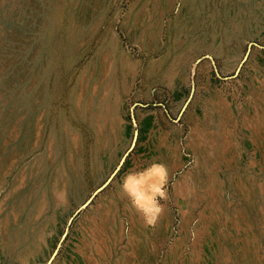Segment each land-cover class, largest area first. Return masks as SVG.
<instances>
[{
  "label": "rangeland",
  "instance_id": "rangeland-1",
  "mask_svg": "<svg viewBox=\"0 0 264 264\" xmlns=\"http://www.w3.org/2000/svg\"><path fill=\"white\" fill-rule=\"evenodd\" d=\"M0 264H264V0H0Z\"/></svg>",
  "mask_w": 264,
  "mask_h": 264
},
{
  "label": "clouds",
  "instance_id": "clouds-1",
  "mask_svg": "<svg viewBox=\"0 0 264 264\" xmlns=\"http://www.w3.org/2000/svg\"><path fill=\"white\" fill-rule=\"evenodd\" d=\"M168 180V168L153 161L147 166L129 170L120 182V192L147 226H154L163 215L161 202L168 198Z\"/></svg>",
  "mask_w": 264,
  "mask_h": 264
},
{
  "label": "water",
  "instance_id": "water-1",
  "mask_svg": "<svg viewBox=\"0 0 264 264\" xmlns=\"http://www.w3.org/2000/svg\"><path fill=\"white\" fill-rule=\"evenodd\" d=\"M107 181H108V180H107ZM96 192H97V191H95V192L89 197L88 201H87L84 205H86V204H87V203L93 198V196H94V194H95ZM77 211H78V210H77ZM64 236H65V234H64ZM56 251H57V247H56V249L54 250L53 254L51 255V257H50L48 263L51 262V260L53 259V256L55 255Z\"/></svg>",
  "mask_w": 264,
  "mask_h": 264
}]
</instances>
